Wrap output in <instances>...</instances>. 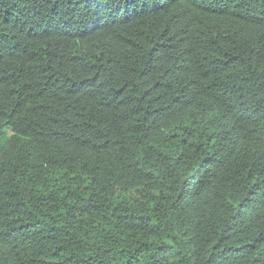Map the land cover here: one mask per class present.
<instances>
[{
  "label": "trees",
  "instance_id": "obj_1",
  "mask_svg": "<svg viewBox=\"0 0 264 264\" xmlns=\"http://www.w3.org/2000/svg\"><path fill=\"white\" fill-rule=\"evenodd\" d=\"M0 264H264V0H0Z\"/></svg>",
  "mask_w": 264,
  "mask_h": 264
}]
</instances>
